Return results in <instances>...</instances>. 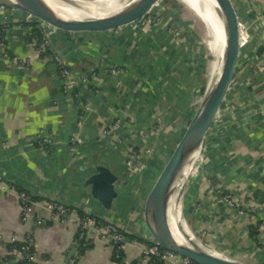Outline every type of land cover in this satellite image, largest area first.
<instances>
[{"label": "crops", "instance_id": "1", "mask_svg": "<svg viewBox=\"0 0 264 264\" xmlns=\"http://www.w3.org/2000/svg\"><path fill=\"white\" fill-rule=\"evenodd\" d=\"M239 1L251 29V58L206 141L202 174L187 215L197 223L199 240L207 250L264 264V49L259 22L264 2ZM5 5L0 1L7 49L13 57H31L33 65L23 69L0 56V175L37 197L77 203L132 235L147 237L145 199L168 151L208 93L204 62L213 55L208 45L197 29H190L187 19L183 17V24L179 21V5L165 23H173L176 16L186 42L175 40L165 23L133 42L119 36L128 32L121 25L101 29L96 43L52 28L53 44L76 73L67 92L64 79L32 45L35 27L26 22L30 14L8 4L3 9ZM112 66L119 67L116 74L106 70ZM85 109L80 123L79 112ZM115 120L121 121L116 135L122 143L104 133ZM161 123L166 126L157 153L145 168L138 170L135 165L131 173L127 145L140 150L152 147V130ZM169 134L171 139L166 138ZM42 136L54 144L41 146ZM77 137L82 143L70 150L69 142ZM101 165L118 177L119 195L111 210L95 199L88 184ZM225 194L232 195L236 207L224 201ZM77 230L44 209L35 210L25 221L19 199L0 192V253L4 257L9 253L5 246L14 237L21 241L30 234L35 240L32 264H69L71 258L75 264H118L109 242L95 236L84 247ZM11 252L13 264L24 259L19 249ZM124 256L130 264L141 257V251L127 246Z\"/></svg>", "mask_w": 264, "mask_h": 264}, {"label": "water", "instance_id": "2", "mask_svg": "<svg viewBox=\"0 0 264 264\" xmlns=\"http://www.w3.org/2000/svg\"><path fill=\"white\" fill-rule=\"evenodd\" d=\"M20 1L21 3L2 2L6 4L5 6L8 4V6L20 8L61 31L95 43L97 41L96 35L100 33L101 29L116 24L128 29V32L123 31L119 36H122L121 38L125 42H133L141 35L163 25L181 2L180 0L166 2L163 0H140L130 6L122 16L115 17L110 22L100 19H64L57 16L55 11L48 7L43 0ZM62 1L69 2V0ZM219 1L229 19V25L226 28L227 58L222 79L217 89L212 94L206 95L198 113L175 143L176 145L168 151L164 164L145 199L144 225L147 232L146 236L150 242L174 251L192 262L198 264H250L237 259L217 256L193 242L190 244L179 243L174 237L167 210L169 198L173 196V191H168L173 177L177 174L181 163L199 145L203 146L212 129L221 120L223 111L228 106L236 85L243 78L251 58L252 34L240 1ZM124 20L131 22L124 24ZM96 170L97 172L89 177L88 184L92 187V194L95 199L106 209L111 210L117 204L119 195L114 184L118 177L105 165L98 166Z\"/></svg>", "mask_w": 264, "mask_h": 264}, {"label": "built area", "instance_id": "3", "mask_svg": "<svg viewBox=\"0 0 264 264\" xmlns=\"http://www.w3.org/2000/svg\"><path fill=\"white\" fill-rule=\"evenodd\" d=\"M264 2V0H263ZM6 9V6H2ZM171 19V18H170ZM11 22V21H10ZM26 22L31 27H35L39 35H36L33 41V46L38 52L39 56L44 55V61H48L50 67L59 74L64 80V88L68 92L71 87V78H75V71L71 68L64 55L53 44V29L54 26L37 19L34 16L29 15ZM259 22L263 25L262 43L264 49V9L259 14ZM8 25L9 22H6ZM4 24V25H6ZM177 28L175 35L179 37L180 41L183 39V35H180V27L174 24ZM5 28L0 26V56L6 59H12L20 68H25L33 65V59L31 57H13L7 49L5 42ZM110 73L116 74L119 67L112 66L107 68ZM263 70V69H262ZM99 73V72H97ZM94 71V75L97 74ZM101 73V72H100ZM83 80H87V77L81 76ZM79 112V122H83V117L86 115L85 111ZM121 125L120 120L109 122L105 129V136L110 138L117 137L118 143H122L121 137H118L117 130ZM164 123L159 124L152 130L154 144L152 147L140 150L134 145H127V165L131 173L135 172V165L138 170L145 168L147 164L151 162L152 157L157 153L159 148V138L162 132L165 131ZM82 143V138L77 137L69 142V149L76 150ZM41 146L49 147L54 144L52 140L47 136H42L40 141ZM0 192L6 195H15L21 202L22 218L27 221L30 215L37 209H44L50 213L54 218L60 219L64 223L77 226L78 239L84 247H87L93 238L99 237L112 245L113 253L116 259L122 258L124 264L126 262L124 252L127 246H136L141 251L140 264H191V260L181 256L180 254L165 249L158 244H154L149 241L147 237H138L123 230L117 223L104 219L97 214L82 209L77 203H67L61 200L49 199L46 197H37L27 187L18 186L15 183L7 181L2 175H0ZM224 201L231 207H236V203L230 194L224 195ZM18 238L14 237L12 242H17ZM23 245L20 251L23 252V261L27 264H32L35 260V253L32 249L35 247V240L32 235L28 234L23 240ZM11 260L6 257L3 263L12 264ZM69 264H75L74 259H70Z\"/></svg>", "mask_w": 264, "mask_h": 264}, {"label": "bare ground", "instance_id": "4", "mask_svg": "<svg viewBox=\"0 0 264 264\" xmlns=\"http://www.w3.org/2000/svg\"><path fill=\"white\" fill-rule=\"evenodd\" d=\"M11 2L21 3L20 0H9ZM140 0H43L45 4L54 10L55 14L64 19H100L113 21L115 17L122 16L130 6L137 3ZM184 4L191 7V10L207 25V40L208 47L213 53L218 48V57L216 63L212 62V66L216 73L212 82L209 84L208 95L214 92L222 79V74L226 66L227 58V27L229 25V19L225 13V10L219 0H180ZM204 11V14H203ZM205 12L210 13L213 20L206 19ZM129 20H124V23H130ZM218 24V26H217ZM119 26V24L108 26V28ZM212 67V70H213ZM207 95V96H208ZM201 145L197 147L194 152L185 159L177 172L173 177L168 191L171 192L179 186L180 181L186 174V170L189 167L191 160L195 158L199 153ZM115 184V183H114ZM172 195V194H171ZM177 196V201H174V197L170 196L168 201V217L173 230L174 237L181 244H190L191 242L197 243V240L191 232L187 229V224L183 219L182 211L180 210V200ZM177 203V204H176ZM155 220L157 218L155 217ZM200 246V245H198ZM202 247V246H200ZM206 249L205 247H202ZM211 252V251H210ZM214 253V252H213ZM215 254V253H214ZM217 256H220L216 254ZM223 257V256H221Z\"/></svg>", "mask_w": 264, "mask_h": 264}, {"label": "rangeland", "instance_id": "5", "mask_svg": "<svg viewBox=\"0 0 264 264\" xmlns=\"http://www.w3.org/2000/svg\"><path fill=\"white\" fill-rule=\"evenodd\" d=\"M1 1H5V2H11L9 0H1ZM166 1H171V0H163V2ZM180 7V13L177 14L181 15L179 21H182V24L184 23V19H187L190 22V29L191 28H195L197 29V32L199 35H201V39H203V41L207 44V40L209 39V36L207 35V25H205V23L191 10V7L187 4H184L182 1L179 4ZM204 14V11H203ZM184 15V16H183ZM205 17L206 19H210L213 20L210 13L205 12ZM177 20V17L174 16L173 19V23H165V29L167 31H169V33H171L174 37L175 40L180 41L179 37H177L175 35V31H177V28L174 27V24L176 23L177 26L181 27V24L179 25V22ZM179 22V23H178ZM163 26V27H164ZM218 26V24H217ZM189 27V26H188ZM185 32H183V30L180 28V35H183V41L186 42V36L184 34ZM195 39V38H194ZM193 39V40H194ZM194 44H196V42L194 41ZM211 52V51H210ZM212 53V52H211ZM218 48L216 49L215 52H213L210 57V60L208 59L206 62H204V68H205V72H204V78L207 81V85H209L212 80L213 77L216 73V70H214V67L212 66V62L216 63V59L218 57ZM213 67V70H212ZM206 85V86H207ZM166 126V125H165ZM165 128V127H164ZM170 133V132H168ZM171 135L169 134L168 137H166L167 139H171L170 138ZM208 141V139H207ZM166 144H163V146H165ZM168 145V144H167ZM176 144H173L172 148L175 146ZM171 150V148H170ZM205 153H206V142L203 144V146L201 147L199 153H197V155L195 156V158H193L191 160V163L189 165V167L186 170V174L183 176V179L181 180L182 185L176 187L175 190H173V197H174V201H177V196H179V202H180V210L182 211V215H183V219L185 220L186 224H187V229L189 230V232H191V234H193L197 240L198 245L205 247L203 245V243L199 240V235H198V227H197V223L195 222L194 219H192V217L189 215H187V210L189 209V203H190V196L191 194L193 195V193L196 191V187H198V180L200 177V173L202 174V165L204 164L203 160L205 161ZM196 188V189H195ZM177 204V203H176ZM146 235V233H144ZM210 248V247H209Z\"/></svg>", "mask_w": 264, "mask_h": 264}, {"label": "trees", "instance_id": "6", "mask_svg": "<svg viewBox=\"0 0 264 264\" xmlns=\"http://www.w3.org/2000/svg\"><path fill=\"white\" fill-rule=\"evenodd\" d=\"M34 34H35V36L36 35H39V32H38V30L37 29H35L34 28ZM23 240H21V241H17V242H11V243H8L6 246H5V248L7 249V251L9 252V253H7L8 254V256H6L7 258H9L11 261V263L13 264V262H12V252L11 251H14V249H19L20 250V248H21V246L23 245ZM32 252H34L35 253V247L32 249ZM6 254V255H7ZM6 257H4L3 255H1V253H0V264H5V263H3V261H4V259H6ZM117 260V263L118 264H124L123 262H122V258H120V259H116ZM140 260L141 259H136V260H134L133 262H131L130 264H140ZM19 264H27V263H25L23 260L19 263ZM191 264H198V263H195V262H191Z\"/></svg>", "mask_w": 264, "mask_h": 264}]
</instances>
